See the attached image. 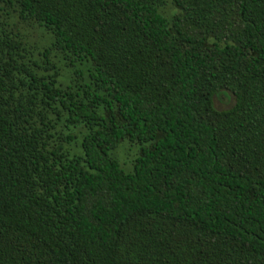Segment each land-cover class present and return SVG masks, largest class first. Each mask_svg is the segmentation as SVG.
I'll list each match as a JSON object with an SVG mask.
<instances>
[{
  "label": "trees",
  "instance_id": "obj_1",
  "mask_svg": "<svg viewBox=\"0 0 264 264\" xmlns=\"http://www.w3.org/2000/svg\"><path fill=\"white\" fill-rule=\"evenodd\" d=\"M170 1L0 0V264H264V0Z\"/></svg>",
  "mask_w": 264,
  "mask_h": 264
},
{
  "label": "rangeland",
  "instance_id": "obj_2",
  "mask_svg": "<svg viewBox=\"0 0 264 264\" xmlns=\"http://www.w3.org/2000/svg\"><path fill=\"white\" fill-rule=\"evenodd\" d=\"M164 11L167 12L169 15L176 13L177 11L173 8L171 5L170 0H166V5L164 8ZM234 104V96L231 92L224 90L219 92L214 97V106L218 110H224L230 108ZM123 144H126L124 142ZM132 150L134 148H131ZM134 151H130L126 146H122L119 148V150L116 152L115 157L119 164H124L126 168L130 167V161L133 159Z\"/></svg>",
  "mask_w": 264,
  "mask_h": 264
}]
</instances>
